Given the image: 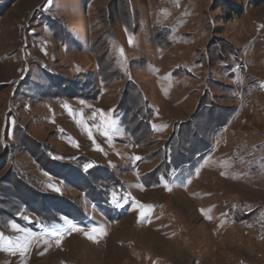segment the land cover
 I'll use <instances>...</instances> for the list:
<instances>
[{
    "label": "rangeland",
    "instance_id": "1",
    "mask_svg": "<svg viewBox=\"0 0 264 264\" xmlns=\"http://www.w3.org/2000/svg\"><path fill=\"white\" fill-rule=\"evenodd\" d=\"M0 2V264H264V2ZM129 81L144 97L123 111ZM198 138L214 150L193 173L144 183ZM83 158L112 171L121 218L60 177ZM40 194L88 223H40Z\"/></svg>",
    "mask_w": 264,
    "mask_h": 264
},
{
    "label": "trees",
    "instance_id": "2",
    "mask_svg": "<svg viewBox=\"0 0 264 264\" xmlns=\"http://www.w3.org/2000/svg\"><path fill=\"white\" fill-rule=\"evenodd\" d=\"M250 2L255 6H259L261 5V3L264 2V0H250ZM2 8H4V3L0 2V9ZM243 11L244 10L242 6H239L238 8H230V12H232L231 16H234L233 13H238L239 15H241ZM100 65H102L100 66V68L102 69L101 71L103 74L105 73V71H108L106 68H103L102 63ZM130 85H134L135 93H137L138 96H134L135 94L134 95L131 94L130 96L128 95L126 88H128ZM126 88L124 91L125 95L123 96V99L121 100L118 108H120L123 111H133L134 107L131 108L130 105L128 104L134 103L135 99L137 101H141V100L143 101L144 94L142 93L141 89L137 86V84H135V82L133 81H129ZM148 112H150L151 114L153 113V109L149 106H148ZM141 118L143 120L145 119L148 122L147 127H149L151 131H153L154 128L152 124V115L150 116L148 115L146 118L145 116H143ZM214 131H217V128H214ZM132 132H134V130ZM179 144L180 143L177 142L175 146L174 142L172 141L169 142L167 145H165L164 149L166 150H165L164 158L160 160L158 165L149 172L154 176L153 180H151L150 178L149 179L146 178L147 177L145 176L146 174L142 175V178L147 180V182L144 181V183L147 186L150 187L153 185L155 186L159 185L163 177H168L175 171H183L190 168L192 170L191 173H193L194 172L193 164L196 161L201 160L207 154H209L211 151L214 150V148H212L213 146L211 142L208 143L206 142V144L202 143L201 138L195 139L193 141V143L190 146V148L192 149L190 154H187L186 150L183 149L182 146L180 147ZM50 159L54 162H59L54 157H51ZM83 160L84 162L81 163L80 167L74 164L72 166L64 165L65 171H63V173L59 171V173H61L60 177L61 178L65 177V181L70 182L72 185H74L75 188H79L81 191H84L87 194H89L91 197V201H93L95 204V208H97L101 213H103L105 217L107 218L109 217L111 219L121 218L123 213L119 211L120 209L118 207L121 205V202L124 199L123 193L120 194L119 192H116V190H111L110 188H109L110 191L106 192L104 190L106 189V187L103 186L102 182H100L101 178L103 179L106 176H108L110 180H113L112 171L107 167L103 168L102 166L95 164L94 162H91L90 159L83 158ZM64 162L66 163V161ZM86 163H89L91 165L86 167L85 166ZM54 172L55 175H58L57 171ZM15 176H17V174ZM17 178L19 177L17 176ZM19 179H21V176ZM28 180L26 182L28 185H30V187L28 186L27 190H32V188L35 189L36 187L38 188V186L36 185L29 184ZM106 183L107 181L104 184ZM121 183L122 181L117 179L115 180V182H113L112 186L121 185ZM108 184L111 185L110 182ZM44 198L45 196L41 195L40 199L44 200L43 205L42 206L33 205L32 210L37 216L38 221L46 225L47 227L51 228L52 225L55 224H68L67 222L78 223L79 221L80 222L88 221L84 209H81L76 205H74V200L72 198L67 197L68 198L67 200L64 199L65 197L64 198L60 197V199L59 198L44 199ZM114 201H118L119 206H117V203H114ZM16 217L17 219H19L17 215Z\"/></svg>",
    "mask_w": 264,
    "mask_h": 264
},
{
    "label": "snow or ice",
    "instance_id": "3",
    "mask_svg": "<svg viewBox=\"0 0 264 264\" xmlns=\"http://www.w3.org/2000/svg\"><path fill=\"white\" fill-rule=\"evenodd\" d=\"M49 2H51V0H49ZM129 43H132L131 38L129 39ZM121 53L123 54V49H121ZM137 159H139V157H137ZM51 187H55V186H51ZM56 190L59 191V189H56ZM114 203H117V206H119V202L118 201H114ZM14 227H15V225H14ZM72 227L75 228L76 226L72 225ZM76 230H79V229H76ZM8 243H9V249H4V250H10V248L12 247L11 242H8ZM3 248H4V238H3V235L0 234V249H3Z\"/></svg>",
    "mask_w": 264,
    "mask_h": 264
}]
</instances>
